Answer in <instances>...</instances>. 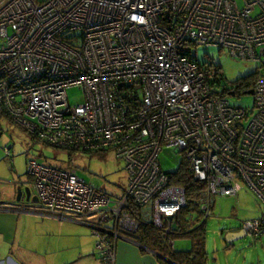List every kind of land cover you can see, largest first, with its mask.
I'll return each instance as SVG.
<instances>
[{
  "label": "built area",
  "instance_id": "built-area-1",
  "mask_svg": "<svg viewBox=\"0 0 264 264\" xmlns=\"http://www.w3.org/2000/svg\"><path fill=\"white\" fill-rule=\"evenodd\" d=\"M0 37V113L42 144L125 163L128 184L116 195L76 167L28 162L39 212L91 226L102 264H117L119 240L136 242L144 223L175 232L189 196L163 170L164 147L206 185L197 202L205 220L216 197L244 187L264 203V71L246 91L254 107L239 106L194 48L263 67L264 0H0ZM71 87L83 103L70 104ZM241 228L264 236V211Z\"/></svg>",
  "mask_w": 264,
  "mask_h": 264
},
{
  "label": "rangeland",
  "instance_id": "rangeland-1",
  "mask_svg": "<svg viewBox=\"0 0 264 264\" xmlns=\"http://www.w3.org/2000/svg\"><path fill=\"white\" fill-rule=\"evenodd\" d=\"M2 43L3 38L0 37V46ZM194 48L200 63L221 65L223 74L229 82L235 83L245 76L264 71V66L261 67L260 63L235 57L228 49L222 50L218 47L203 45ZM67 92L71 105L85 101V94L80 87H71ZM231 99L239 106L254 107L253 94L244 93L240 97L233 96ZM0 129L2 131L0 137L1 187L6 180L13 182L16 181L15 178L28 179V162L31 159H36L41 163L49 162L59 168L76 167L79 176L88 184L116 195L123 194L128 184L125 163L113 152L70 153L56 149L37 142L21 124L1 113ZM160 161L164 171L175 173L184 163V154L177 152L174 148L164 147L160 154ZM248 191L249 189L244 187L239 197H216V207L206 223V249L209 252V264H264V236L258 239L244 237L236 240L235 246L229 247L222 233L226 227L238 228L245 220H253L262 216L264 203ZM190 199L199 201V197ZM76 220L80 221V218ZM203 220H205L204 217ZM89 229L92 239L71 233L63 236L50 234L49 238L43 236L40 244L44 247L40 253L43 254L45 263L90 264L85 262L94 258L93 255L91 258H79L77 254L79 246H89L92 242L94 245L97 244V238L93 235L92 229L90 227ZM173 240L178 250L191 248L189 237H175ZM30 243L33 249L38 245L34 236ZM32 258L34 261L42 260L40 256H32ZM98 258L100 260L99 256Z\"/></svg>",
  "mask_w": 264,
  "mask_h": 264
},
{
  "label": "crops",
  "instance_id": "crops-1",
  "mask_svg": "<svg viewBox=\"0 0 264 264\" xmlns=\"http://www.w3.org/2000/svg\"><path fill=\"white\" fill-rule=\"evenodd\" d=\"M36 141L39 142L37 139ZM28 176V179L15 178L16 181L13 182L6 180V182L2 183L3 187L0 186V264H46L45 259L43 260V254L40 253L44 247L40 244L43 236L49 238L50 234L63 236L66 233H71L91 238L90 229L87 224L73 218H60L39 212V200L32 201L31 199L28 201L25 192L21 201H17L19 188L25 191L28 186L32 190V198L34 196L38 198L36 190L33 187V178L30 174ZM242 223L238 228L230 226L222 231L225 235L227 246H235L236 240L250 237L243 233L241 228ZM33 236L35 237V242L38 244L34 249L30 243ZM136 242L126 239L119 240L117 246V264H179L170 257L139 245V242ZM175 250H178L176 245ZM77 254L79 258H91V255H93L94 258L87 260L85 263L101 264V260L98 258L99 253L96 243L95 245L92 242L89 246H79ZM32 256H40L42 260L34 261ZM92 261L94 262L92 263Z\"/></svg>",
  "mask_w": 264,
  "mask_h": 264
},
{
  "label": "trees",
  "instance_id": "trees-1",
  "mask_svg": "<svg viewBox=\"0 0 264 264\" xmlns=\"http://www.w3.org/2000/svg\"><path fill=\"white\" fill-rule=\"evenodd\" d=\"M213 64V69L218 73L215 81L223 83L226 88H233L240 95H243L248 88L253 87L257 81V73H254L239 79L235 83L229 82L223 74L221 65ZM173 174L175 175L172 183L184 185L189 196L188 205L173 219L175 232L164 236L152 223H144L132 235V238L144 247L166 255L179 264H208V252L206 251L207 219L203 220V213L197 204L198 201L190 199L191 197H200L206 185L194 179L185 163ZM180 236L191 239V249L173 250L170 247L171 240Z\"/></svg>",
  "mask_w": 264,
  "mask_h": 264
},
{
  "label": "water",
  "instance_id": "water-1",
  "mask_svg": "<svg viewBox=\"0 0 264 264\" xmlns=\"http://www.w3.org/2000/svg\"><path fill=\"white\" fill-rule=\"evenodd\" d=\"M246 93L252 94L253 93V90H250V91H248ZM233 95H234V93H233ZM24 192L26 193V196H27L26 199L28 201H30L31 199H32V201H38V198L36 196H34L32 198V190H31V188L29 186L26 187L25 191L22 188H19V190H18V196H17V201H21ZM89 227L91 228V226H89Z\"/></svg>",
  "mask_w": 264,
  "mask_h": 264
}]
</instances>
